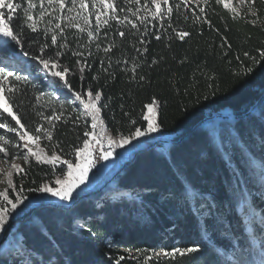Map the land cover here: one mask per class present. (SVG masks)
I'll use <instances>...</instances> for the list:
<instances>
[{
  "label": "trees",
  "instance_id": "trees-1",
  "mask_svg": "<svg viewBox=\"0 0 264 264\" xmlns=\"http://www.w3.org/2000/svg\"><path fill=\"white\" fill-rule=\"evenodd\" d=\"M34 2L39 4V0ZM115 2L119 17L135 19L131 11L150 0H141L139 5ZM14 3L27 6L25 0ZM179 3L169 0L168 6L174 9L173 27L190 33L184 41L175 38L172 28L167 27V18L161 22L149 17L139 33L110 21L112 27L102 28L92 42L87 41L86 33L66 29L69 48L60 49L65 53L61 63L70 68L66 79L84 95L89 89L102 92L97 106H103L100 115L106 129L116 137L127 136L135 127L146 129L143 116L155 101L160 133L178 143L143 152L112 183L69 209L41 205L15 226L0 247V264H116L121 256L124 259L120 264H262L264 100L245 119L214 120L192 130L207 117L247 114L264 95V58L260 57L264 52V0H256L259 19L255 25L250 22L254 19L251 15L232 19L233 14L215 0L199 5L191 1L177 10L175 5ZM166 7L162 5V9ZM201 7L205 14L200 13ZM39 11L37 7V18ZM89 11L94 25L96 10L91 0ZM22 22L20 10L12 24L15 27ZM56 22L46 17L37 33L25 28L21 37L24 44L15 46L17 60L5 59L0 66L7 65L18 76L28 77L26 82L13 80L19 90L13 98L14 110L28 129L38 124L47 127L37 113H59L64 106V115L53 129V141L42 139L41 143L51 155V145L58 142L57 154L62 159H74L71 153L81 146L83 131L91 127L90 117L83 116V107L62 83L55 90L49 87L52 78L38 61L31 55L23 56V51L39 56V47L45 43L49 45L45 50L49 58L55 55L58 49L51 46L52 32L45 29ZM120 28L126 32L124 38L118 35ZM154 34H160L161 39L156 40ZM140 38L146 43L140 44ZM109 43L116 46L106 55L102 49ZM145 47L143 55L136 51ZM77 50L84 56H72ZM78 59L87 64L83 75L76 64ZM124 60H128L127 65ZM133 62L138 65L135 79L130 71ZM140 76L145 79L141 81ZM37 95L42 97L40 101L35 100ZM69 116H80L81 120L73 123ZM0 136L11 140L14 133L0 129ZM15 139L21 144L18 137ZM6 147L10 153L26 152L12 144ZM1 155L13 162L11 155ZM61 167L66 169V165H57L53 175L50 165L37 164L30 158L24 167L27 174H14V183L32 198L38 192L28 189L53 182L61 174ZM8 190L14 198L16 192ZM14 218L9 215L5 229ZM192 246L200 251L175 259L155 255Z\"/></svg>",
  "mask_w": 264,
  "mask_h": 264
},
{
  "label": "snow or ice",
  "instance_id": "snow-or-ice-1",
  "mask_svg": "<svg viewBox=\"0 0 264 264\" xmlns=\"http://www.w3.org/2000/svg\"><path fill=\"white\" fill-rule=\"evenodd\" d=\"M126 3L141 4V0H125ZM191 0H180L179 4L175 5V8L178 10L181 5H187ZM209 0H203L204 4H207ZM217 5H221L229 13L233 14L232 19H240L245 15H251L254 17L250 22L255 25L259 16L255 10L256 0H239L242 5H247V12L241 13L233 6L232 0H215ZM26 7L21 3H14V0H0V37H3V42H0V64H4L5 59L17 60V52L15 46H22L24 41L22 36L25 34V28L30 30L32 33H37L39 31L38 25L40 22H43L46 17H51L52 20L57 21L52 25V28H46L45 32H52L51 35V46L57 48L54 56L49 58L46 49L49 48L48 44H41L39 47L40 55H32L28 51H23V56L27 57L31 55V58L35 61H38L42 65L43 70L51 76L49 81V87L55 90L62 83V86L72 94L76 101L84 109V117H90L91 127L86 128L83 131L82 144L79 147L73 148L71 155L74 159H62L60 155L57 154L56 149L60 148V143H53L51 155L45 152L44 147H41L40 141L46 139L49 142L53 141V129L56 127V123L61 121L64 115V106L61 105V111L57 113L53 110L49 115H43V113H37L41 115L47 123V127L43 124H38L34 129H28L27 126L22 122V119L17 111H15V104L13 98L17 95L18 89L13 83V80L26 82L28 80L27 76H18L14 71L5 66H0V129H4L6 132L14 133V137L11 140L6 139L4 136H0V141H3V144H0V153H3L4 158H7L9 155L12 157L11 168L13 171H9L7 175L6 188L0 191V232L4 231L5 225L8 222V217L11 213L15 212L19 205L24 204V201L28 199L23 193L25 189L21 186L16 187L14 183V173L16 175H26L24 167L16 164L14 161L17 159H23L25 163L30 161V158H34L37 164L41 165H50L53 169V175H55V168L57 165H66V169L61 167V174L55 178L54 184L43 183L35 189H28V191H35L39 193H46L52 197L58 198L59 201H71L74 199V193L81 185H83L87 178L88 173L91 168L94 166V153L99 151V159L108 160L113 156V152L116 148H123L128 144H131L132 141L139 139L140 137L148 136L151 133L158 132L160 130V125L156 119V112L154 109L155 101L152 104L148 105L149 114L143 116V119L146 121V129L141 127H135L133 131H130L127 136L121 135L119 138L110 135L105 128L104 120L101 118V107L97 105L102 99L101 91H94L89 89L87 94L84 95L76 90H74L70 82L66 79V76L70 72V68L64 66L61 63L60 57L64 56V52L60 49L69 48V44L66 38V29H75L79 34H85L87 41H94L100 34L101 29L104 27L111 28L112 25L110 21H115L117 25H122L123 28H129L139 33L141 31V26L147 24L149 17L152 21H161L163 22L167 18V27L172 28L175 38L180 41H184L186 37L190 36V33L187 31H181L177 28H174L171 21L173 16V6L169 5V0H150V3H143L141 7L136 8L134 11H131V16L135 19L125 16L123 18L117 15L118 6L115 0H91V6L95 11V24L92 22L93 13L89 11V0H39V4L34 2V0H25ZM196 3L199 5L201 0H196ZM162 5L167 6L162 9ZM37 7L40 8V11L35 15V10ZM20 10H23V22L20 25L13 26L12 22L16 13ZM108 10H111L110 12ZM124 9H120L123 11ZM65 12L67 13L65 15ZM144 14L141 15L140 13ZM200 13L205 14V9L200 8ZM102 17H104L102 19ZM200 17L197 16V19ZM185 19L187 17L185 16ZM51 23V21H49ZM204 23H207L211 27V22L205 20ZM161 28L164 27V24L161 23ZM118 35L121 38L126 36V32L120 28L117 29ZM106 35V34H105ZM143 35H147V32H144ZM156 40L161 39L160 34H154ZM170 40L173 38L171 35L168 37ZM14 42V45L13 43ZM35 42V41H34ZM140 44H145L146 41L143 38L139 39ZM226 43V41H225ZM116 45L114 43H109L105 46L102 51L107 55L112 51ZM97 50L100 49V45L96 44ZM136 51L143 55L144 52H147L145 47L143 51L137 48ZM72 56L74 57H83L84 53L81 51H73ZM89 56L91 52L89 51ZM247 56L248 53H245ZM260 57L264 58V52L260 53ZM121 61H117L120 63ZM103 64V61H101ZM125 65L128 64V60H124ZM153 64L157 63L156 60L152 61ZM76 64L80 65L79 72L81 75L85 72L87 64L82 60H76ZM112 67L111 60L108 61V68ZM138 65L133 62L130 69L132 73V78L135 79V74L137 71ZM107 72V68L104 69ZM128 71V69H124ZM114 78V76H113ZM93 79H96L94 76ZM139 79L143 81L144 76H140ZM41 96L37 95L35 97L36 101H40ZM22 103V102H21ZM125 115H129L125 113ZM10 118V120H9ZM69 119H72L73 123H79L81 120L80 116H69ZM7 121V122H4ZM15 122L14 124L12 122ZM67 123V120L64 121ZM132 125L136 124L135 120H130ZM16 137L19 138V141L24 143L21 145L16 141ZM12 144L17 149H27L26 152L21 153L17 151L15 153H10L6 145ZM30 145H34L32 147ZM105 145L107 148L105 149ZM8 189L16 192L14 198H10V192ZM10 205V207H8ZM200 251L199 247H185V248H175L173 251L168 252H157L155 255L157 257L163 255L164 257H170L175 259L176 256L185 257L192 253H198ZM124 257L121 256L119 260L116 261V264H120V261ZM148 260L152 259V256L147 257ZM264 264V261H262Z\"/></svg>",
  "mask_w": 264,
  "mask_h": 264
},
{
  "label": "rangeland",
  "instance_id": "rangeland-1",
  "mask_svg": "<svg viewBox=\"0 0 264 264\" xmlns=\"http://www.w3.org/2000/svg\"><path fill=\"white\" fill-rule=\"evenodd\" d=\"M191 1L196 2V0H191ZM201 1H203V0H201ZM232 3H233V6H235L237 8V10L240 12L244 11L247 7V6H245L246 4L242 5L239 2V0H232ZM0 42H3L2 37H0ZM108 133L110 135H113L109 131H108ZM117 138H119V137H117ZM158 140L171 141V138L168 135H162L160 133V131H158L155 133H151L148 136L140 137L139 139L132 141L131 144H128L123 148H116L113 152V156L106 161L104 160L103 172L100 171L98 173H94V172H92V168H91V170L88 173V178H87L86 182L83 185H81L80 188H78L76 190V192L73 194L74 195L73 200H71V201H59L58 198H56V197H52L46 193H39L38 192L37 195H35L34 197L28 198L27 200H25L24 204L19 205L18 208L16 209V211L11 213L10 215L15 216L14 219H16V218L24 215V212L26 210L30 211L34 207H37L39 205H46V204L58 205V206H63V207L68 208L69 206L73 205L79 197L91 194V193L95 192L96 190H99L101 187H103L105 185V182L109 181L112 178V176H114L120 170V168L123 165H125L129 161H131V159L133 158V155L137 151L146 148L147 146L153 144L154 142H156ZM2 143H3V141H0V144H2ZM23 143L24 142L21 141V145ZM40 145H41V147H43L41 141H40ZM30 146L35 147L34 145H30ZM23 150L27 151V149H23ZM15 163L18 165H21L22 167H25V164H26L23 159H19L18 161H15ZM11 164H12L11 161H8V160L2 158V155L0 153V191L4 190L7 186L6 185V181H7V175L6 174L9 171H13L11 168ZM54 182H55V180L53 182H51L50 184H54ZM8 207H10V205ZM7 227H6V229H7ZM240 264H243V263H240Z\"/></svg>",
  "mask_w": 264,
  "mask_h": 264
},
{
  "label": "water",
  "instance_id": "water-1",
  "mask_svg": "<svg viewBox=\"0 0 264 264\" xmlns=\"http://www.w3.org/2000/svg\"><path fill=\"white\" fill-rule=\"evenodd\" d=\"M264 100V95L259 99V101L251 108V110L249 111V113L247 114H244V115H241V116H235V115H214V116H211V117H207L205 119H203L201 122H199L192 130L195 131L196 129H198L200 126L204 125L205 123H208L210 121H214V120H217V121H229V122H234L238 119H245L247 118L250 114H252L256 108L260 105V103ZM190 134V133H189ZM189 134H187L186 136H184L182 139L186 138ZM178 142H174V141H168V140H158L156 142H154L153 144L147 146L146 148L142 149V150H139L137 151L134 155H133V158L131 159V161H129L127 164L123 165L120 170L114 175L112 176V178L103 186L101 187L99 190L91 193V194H88V195H84L82 197H79L75 203L71 206H69L68 208L66 207H63V206H58V205H51V204H46V206H55V207H58V208H62V209H69L71 208L72 206H74L76 203H78L79 201L83 200L84 198L86 197H90L92 195H95L97 194L98 192H100L102 189H104L105 186H107L108 184L112 183L114 181V179L128 166L130 165L131 163H133L136 158L142 154L143 152L149 150V149H152V148H155L157 147L158 145H161V144H165V145H176ZM41 205L37 206V207H34L32 208L30 211H28L26 214L14 219L7 227V229L5 230V232L3 233L2 237L0 238V247H2L8 240L11 232L13 231V229L15 228V226L22 222V221H25L27 220Z\"/></svg>",
  "mask_w": 264,
  "mask_h": 264
},
{
  "label": "built area",
  "instance_id": "built-area-1",
  "mask_svg": "<svg viewBox=\"0 0 264 264\" xmlns=\"http://www.w3.org/2000/svg\"><path fill=\"white\" fill-rule=\"evenodd\" d=\"M107 148V145H105V149ZM100 152L97 151L94 153V166L92 167V172L98 173V172H103L104 169V160L99 159Z\"/></svg>",
  "mask_w": 264,
  "mask_h": 264
}]
</instances>
